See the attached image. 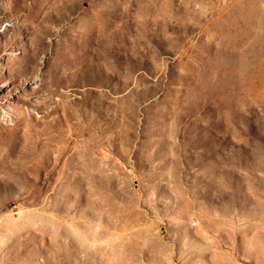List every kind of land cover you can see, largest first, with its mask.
<instances>
[{"label": "rangeland", "instance_id": "374dc122", "mask_svg": "<svg viewBox=\"0 0 264 264\" xmlns=\"http://www.w3.org/2000/svg\"><path fill=\"white\" fill-rule=\"evenodd\" d=\"M0 264H264V0H0Z\"/></svg>", "mask_w": 264, "mask_h": 264}]
</instances>
